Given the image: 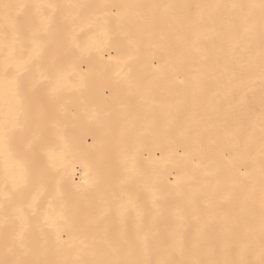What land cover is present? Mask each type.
<instances>
[{"label": "bare ground", "instance_id": "6f19581e", "mask_svg": "<svg viewBox=\"0 0 264 264\" xmlns=\"http://www.w3.org/2000/svg\"><path fill=\"white\" fill-rule=\"evenodd\" d=\"M250 2L259 0H0V6H83L70 10L75 16L71 24L74 41L65 39L63 14L53 19L42 37L45 79L35 74L41 83L32 94V110L35 99L42 98L45 112L54 120H45L44 137L30 150L26 145L33 136L24 128V115L17 119L20 98L4 79L0 56V124L7 120L9 128L14 127L13 150L27 152L29 170L46 177L48 191L41 209L47 208L53 189L60 188L55 207H63L64 218L57 221V230L45 228L49 244L56 243L57 235L77 245L81 240L91 242L98 229L89 220L101 210L108 212L106 223L116 230L121 227L119 204L131 196L145 214L146 227L153 225L155 217L157 239L186 216L183 233L185 243L191 245L198 227L207 225L209 232L217 233L227 216L241 241L245 224L255 225L251 239L258 253L259 172L254 175L256 191L248 202L243 201V192L249 182L240 173L251 170L252 158L259 152L264 117L259 67L251 74L255 83L243 76L226 86L219 79L217 60L218 49L227 47V11L195 7ZM160 4L178 7L171 16L155 10L161 17L155 26L139 15L146 17L153 10L135 7ZM30 12L34 20L25 26L26 35L44 27L35 9ZM199 50L206 51L207 59ZM236 85L235 92L230 91ZM52 90L55 99L49 100ZM24 102L27 107L29 98ZM249 127L253 128L251 141L245 132L225 135ZM7 163L15 167L13 161ZM5 167V148L0 144V202L5 193ZM217 185L211 209L215 219L209 222L202 212L197 225L190 219V195L210 193ZM149 189L158 193V210ZM200 207L203 210V203ZM4 216L0 210V225ZM137 222V211H129L123 227L131 233ZM41 227H45L42 215L34 219L33 231Z\"/></svg>", "mask_w": 264, "mask_h": 264}, {"label": "snow or ice", "instance_id": "6c2138e0", "mask_svg": "<svg viewBox=\"0 0 264 264\" xmlns=\"http://www.w3.org/2000/svg\"><path fill=\"white\" fill-rule=\"evenodd\" d=\"M82 5L63 4H8L0 6L2 13V37H0V56L3 58L4 79L14 86L15 94L20 98L19 115L25 117L24 128L32 133L33 139L27 142L26 148L32 149L34 144L43 139L45 134V120H54L44 110V100L35 99V109L32 110V94L35 92L41 79H45L42 72L44 53L43 35H46L47 26L51 24L58 14L64 15L65 39L74 41L71 24L75 19L71 9L82 8ZM140 9L153 10L150 15L141 19L145 23L155 26L161 19L155 10H162L169 16L173 15L176 5H137ZM190 8L192 6H182ZM198 9L214 8L227 11L229 31L224 37L227 47L218 49L217 68L219 79L225 84L233 85L243 76L249 77L250 83L254 68L259 67L260 90L262 103H264V0L259 3H239L230 5H197ZM35 9V17L39 18L44 27L25 34V26L31 25L34 16L30 10ZM69 10V11H66ZM199 15V13H198ZM152 33H149L151 35ZM258 38V51L256 42ZM204 58L207 53L204 50ZM36 73L41 79L36 78ZM26 78V79H22ZM230 91L235 92L236 88ZM24 90L22 96L21 90ZM55 90L48 93V99H55ZM29 98L26 107L24 98ZM244 97L241 96L240 103ZM54 126V124H53ZM13 128H9L7 120L0 124V144L5 148V193L0 202V210L5 212L4 223L0 225V264H264V117H262L261 137L258 156L252 158L250 171L241 172L240 175L249 183L244 187L243 201L253 199L256 191L254 175L259 172L260 214L259 231L261 244L258 253L254 247L252 237L256 231L253 223L244 226L245 239L240 240L237 233L232 231L228 224V217L224 216L222 227L217 233L207 230V225L198 227L197 235L191 245L185 243L183 228L189 217H179L180 223L171 226L161 239H157V232L153 225L144 224V213L129 196L127 203L121 202L118 215L121 217V227L113 230L107 223L108 212L101 210L100 214L89 220L98 232L92 241L84 240L76 243L61 241L57 235L56 243L49 244L45 228L57 230L55 225L59 219L64 218V209L55 207L61 195L57 185L47 202V208L41 209V200L48 191L46 177L41 172H31L25 161L27 152L17 153L12 148ZM240 132L247 134L251 141L253 128H241L236 132H225L228 136H238ZM199 142V137L196 138ZM246 149L248 145L246 144ZM227 153L225 156L227 157ZM14 162L15 167H9L8 161ZM201 167L200 164L196 165ZM213 173H206L212 175ZM9 185L10 190L9 189ZM219 190L214 186L210 193H197L190 195V219L200 225L202 212L208 221L215 219L211 214L214 207L213 197ZM153 207L157 210L159 205L158 193L149 189ZM204 208L201 210L200 204ZM11 208V212L8 209ZM137 211V224L133 232L129 233L123 227V219L129 211ZM43 217L45 227L33 231V221L36 217ZM87 218V214H86ZM239 241V242H237ZM66 245L61 247L60 245ZM59 258H53V257ZM254 257V258H249Z\"/></svg>", "mask_w": 264, "mask_h": 264}]
</instances>
